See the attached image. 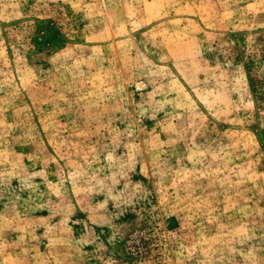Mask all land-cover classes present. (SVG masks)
<instances>
[{
	"label": "rangeland",
	"instance_id": "obj_1",
	"mask_svg": "<svg viewBox=\"0 0 264 264\" xmlns=\"http://www.w3.org/2000/svg\"><path fill=\"white\" fill-rule=\"evenodd\" d=\"M0 264H264V0H0Z\"/></svg>",
	"mask_w": 264,
	"mask_h": 264
}]
</instances>
